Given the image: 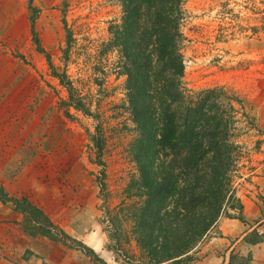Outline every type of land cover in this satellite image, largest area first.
<instances>
[{
    "label": "rangeland",
    "instance_id": "obj_1",
    "mask_svg": "<svg viewBox=\"0 0 264 264\" xmlns=\"http://www.w3.org/2000/svg\"><path fill=\"white\" fill-rule=\"evenodd\" d=\"M29 3L38 11L33 31L40 47L91 116L58 104L66 92L35 50ZM183 7L184 88L222 87L254 118V128L243 124L239 132L247 154L233 180L241 220L226 209L190 264H264V0H185ZM119 15L117 0H0V188L26 212L0 200V264H99L70 239L104 264L139 258L126 218L137 200L125 192L135 166L124 77L118 52L102 46ZM96 126L102 191L90 140Z\"/></svg>",
    "mask_w": 264,
    "mask_h": 264
},
{
    "label": "trees",
    "instance_id": "obj_2",
    "mask_svg": "<svg viewBox=\"0 0 264 264\" xmlns=\"http://www.w3.org/2000/svg\"><path fill=\"white\" fill-rule=\"evenodd\" d=\"M184 1L117 0L120 15L108 26V40L102 45L118 52L132 124L130 156L135 177L125 192L127 198L137 200L126 216L139 253L135 264H190V253L226 209L241 220L242 204L235 196L233 180L247 154L239 132L243 124L254 128V118L244 111L242 98L222 87L184 88L180 30L186 17ZM28 10L35 50L45 58L49 76L66 92V99L58 104L91 116L65 72H57L40 47L33 31L38 11L30 3ZM62 24L66 26L64 20ZM64 28L67 46L70 35ZM90 140L99 167L97 186L102 191L103 139L97 126ZM0 200L26 214L1 188ZM52 234L69 240L59 230ZM68 242L104 264L84 245Z\"/></svg>",
    "mask_w": 264,
    "mask_h": 264
}]
</instances>
